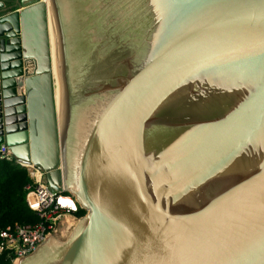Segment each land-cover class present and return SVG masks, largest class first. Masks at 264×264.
<instances>
[{
  "label": "water",
  "instance_id": "1",
  "mask_svg": "<svg viewBox=\"0 0 264 264\" xmlns=\"http://www.w3.org/2000/svg\"><path fill=\"white\" fill-rule=\"evenodd\" d=\"M0 144L86 210L20 264H264V0H0Z\"/></svg>",
  "mask_w": 264,
  "mask_h": 264
},
{
  "label": "built area",
  "instance_id": "2",
  "mask_svg": "<svg viewBox=\"0 0 264 264\" xmlns=\"http://www.w3.org/2000/svg\"><path fill=\"white\" fill-rule=\"evenodd\" d=\"M24 93V89H22ZM0 157L16 159L25 167L32 179L27 185L28 203L36 211V223L10 225L0 232V254L7 251L13 264L32 254L49 235L55 234L64 217H72L79 207L76 197L63 190H53L46 180L45 172L33 163L14 157L7 144H0ZM35 197L33 201L31 198Z\"/></svg>",
  "mask_w": 264,
  "mask_h": 264
},
{
  "label": "trees",
  "instance_id": "3",
  "mask_svg": "<svg viewBox=\"0 0 264 264\" xmlns=\"http://www.w3.org/2000/svg\"><path fill=\"white\" fill-rule=\"evenodd\" d=\"M32 183L28 170L16 159L0 157V232L10 225L36 223L39 216L28 203L27 185ZM86 210L79 207L72 216L81 218ZM0 264H13L7 251L0 254Z\"/></svg>",
  "mask_w": 264,
  "mask_h": 264
},
{
  "label": "rangeland",
  "instance_id": "4",
  "mask_svg": "<svg viewBox=\"0 0 264 264\" xmlns=\"http://www.w3.org/2000/svg\"><path fill=\"white\" fill-rule=\"evenodd\" d=\"M62 221L54 236L60 241H66L78 224L79 218L64 217Z\"/></svg>",
  "mask_w": 264,
  "mask_h": 264
},
{
  "label": "bare ground",
  "instance_id": "5",
  "mask_svg": "<svg viewBox=\"0 0 264 264\" xmlns=\"http://www.w3.org/2000/svg\"><path fill=\"white\" fill-rule=\"evenodd\" d=\"M50 26H51V19H50ZM51 40H52L51 41L52 42L51 48H52V58H53L54 76H55V82H56L55 83V85H56V100H57V108H58V111H59V81H58V74H57V68H56V60H55V51H54V40H53L52 26H51ZM78 224H79V222H78ZM77 225H76V227H77ZM20 262H21V260H17L14 264H20Z\"/></svg>",
  "mask_w": 264,
  "mask_h": 264
},
{
  "label": "crops",
  "instance_id": "6",
  "mask_svg": "<svg viewBox=\"0 0 264 264\" xmlns=\"http://www.w3.org/2000/svg\"><path fill=\"white\" fill-rule=\"evenodd\" d=\"M33 201L35 200V197L34 196H32V198H31Z\"/></svg>",
  "mask_w": 264,
  "mask_h": 264
},
{
  "label": "flooded vegetation",
  "instance_id": "7",
  "mask_svg": "<svg viewBox=\"0 0 264 264\" xmlns=\"http://www.w3.org/2000/svg\"><path fill=\"white\" fill-rule=\"evenodd\" d=\"M7 2H9L10 0H6Z\"/></svg>",
  "mask_w": 264,
  "mask_h": 264
}]
</instances>
